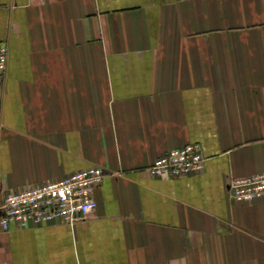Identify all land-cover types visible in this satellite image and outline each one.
<instances>
[{"label":"crops","instance_id":"1","mask_svg":"<svg viewBox=\"0 0 264 264\" xmlns=\"http://www.w3.org/2000/svg\"><path fill=\"white\" fill-rule=\"evenodd\" d=\"M0 203L104 169L73 223L0 226V264H264V0H0ZM201 145L199 173L151 175Z\"/></svg>","mask_w":264,"mask_h":264},{"label":"built area","instance_id":"2","mask_svg":"<svg viewBox=\"0 0 264 264\" xmlns=\"http://www.w3.org/2000/svg\"><path fill=\"white\" fill-rule=\"evenodd\" d=\"M6 63L7 47L0 44V82ZM204 162L201 145L187 143L156 157L148 166V172L157 177L177 178L199 173ZM103 176L104 169L90 166L57 180L13 190L0 203V226L21 228L53 221L73 223L82 220L96 207L93 191ZM227 189L230 198L239 203L264 198V172L233 178Z\"/></svg>","mask_w":264,"mask_h":264}]
</instances>
